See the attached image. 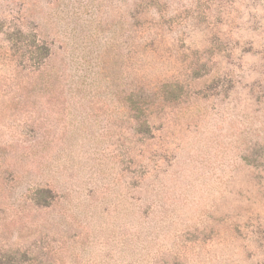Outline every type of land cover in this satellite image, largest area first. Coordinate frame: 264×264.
Masks as SVG:
<instances>
[{
	"label": "rangeland",
	"instance_id": "obj_1",
	"mask_svg": "<svg viewBox=\"0 0 264 264\" xmlns=\"http://www.w3.org/2000/svg\"><path fill=\"white\" fill-rule=\"evenodd\" d=\"M0 264H264V0H0Z\"/></svg>",
	"mask_w": 264,
	"mask_h": 264
}]
</instances>
